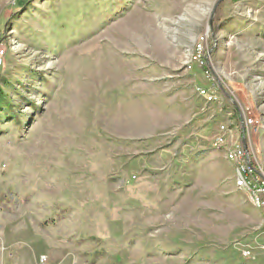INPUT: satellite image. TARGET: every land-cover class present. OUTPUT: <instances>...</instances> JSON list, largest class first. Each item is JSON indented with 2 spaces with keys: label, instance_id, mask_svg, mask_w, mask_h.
<instances>
[{
  "label": "rangeland",
  "instance_id": "1",
  "mask_svg": "<svg viewBox=\"0 0 264 264\" xmlns=\"http://www.w3.org/2000/svg\"><path fill=\"white\" fill-rule=\"evenodd\" d=\"M221 125L264 178V0H0V264H264Z\"/></svg>",
  "mask_w": 264,
  "mask_h": 264
},
{
  "label": "built area",
  "instance_id": "2",
  "mask_svg": "<svg viewBox=\"0 0 264 264\" xmlns=\"http://www.w3.org/2000/svg\"><path fill=\"white\" fill-rule=\"evenodd\" d=\"M198 94L212 102L216 99L214 92L208 87L198 88ZM245 125L254 127L255 120L245 116ZM227 128L219 126L218 133L212 140V147L222 149L224 156L231 163L234 173V185L237 189L244 191L250 203L256 207L264 206V178L260 174L257 165L253 162L250 153L246 149L243 141L228 139L226 137Z\"/></svg>",
  "mask_w": 264,
  "mask_h": 264
},
{
  "label": "crops",
  "instance_id": "3",
  "mask_svg": "<svg viewBox=\"0 0 264 264\" xmlns=\"http://www.w3.org/2000/svg\"><path fill=\"white\" fill-rule=\"evenodd\" d=\"M243 143H244V141H243ZM244 145H245V143H244Z\"/></svg>",
  "mask_w": 264,
  "mask_h": 264
}]
</instances>
